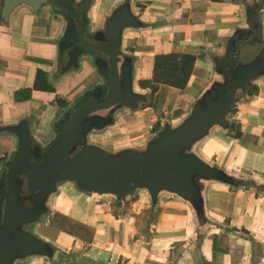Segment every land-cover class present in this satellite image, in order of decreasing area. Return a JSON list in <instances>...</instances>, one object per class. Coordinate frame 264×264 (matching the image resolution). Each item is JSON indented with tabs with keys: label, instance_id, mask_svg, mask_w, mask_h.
<instances>
[{
	"label": "water",
	"instance_id": "1",
	"mask_svg": "<svg viewBox=\"0 0 264 264\" xmlns=\"http://www.w3.org/2000/svg\"><path fill=\"white\" fill-rule=\"evenodd\" d=\"M240 20L204 51L207 69L180 120L168 119L139 142L107 147L98 140L121 123L118 114L144 108L139 87L140 57L125 48L128 33H142L160 21L144 19L133 0H117L92 23L93 0H0V24L18 10L46 13L59 22L55 56L46 81L58 87L90 71L89 81L49 122L18 116L0 123V136L14 148L0 169V264L74 263L73 252L38 232L51 217L64 185L92 199H147L151 219L160 199L170 198L189 214L190 237L220 226L210 209V186L232 190L264 187L253 177L208 160L196 149L214 129L230 130L237 96L264 81V0H233ZM208 139V140H207Z\"/></svg>",
	"mask_w": 264,
	"mask_h": 264
},
{
	"label": "crops",
	"instance_id": "2",
	"mask_svg": "<svg viewBox=\"0 0 264 264\" xmlns=\"http://www.w3.org/2000/svg\"><path fill=\"white\" fill-rule=\"evenodd\" d=\"M116 1L93 0L92 23ZM133 1L144 19L160 21L151 30L125 35V48L140 57L138 80L149 79L153 56L157 54L188 53L196 57L193 70L197 65L206 66L205 49L219 46L225 33L240 20V10L233 0ZM59 25L46 13L22 11L18 15V10L11 15L7 27L0 24V123L23 115L37 120L38 128L46 130L62 109L58 101L68 103L89 81L90 71L85 70L63 88L33 89L36 71L46 74L54 59V36ZM141 71L148 73L144 77ZM255 86L256 92L247 101L235 103L231 119L238 122L242 133L258 131V144L250 145L253 153L248 154L250 165L244 170L248 174L241 172L264 182V81ZM27 89L30 92L22 96ZM178 99L185 100L186 107L182 109L187 110L189 98ZM149 110L146 108L147 115ZM119 129L116 126L108 133L116 134ZM13 148V138L0 136V169ZM245 151L239 147L231 168H238L239 160L240 165L243 163ZM60 191L54 212L94 232L91 242L84 244L61 232L50 237L41 230L47 239L72 250L74 263L63 264H264V187L232 190L211 185L209 209L220 226L211 227L209 233L196 239L190 237L189 214L170 198H161L149 219L143 194L115 202L92 199L71 185H64Z\"/></svg>",
	"mask_w": 264,
	"mask_h": 264
},
{
	"label": "rangeland",
	"instance_id": "3",
	"mask_svg": "<svg viewBox=\"0 0 264 264\" xmlns=\"http://www.w3.org/2000/svg\"><path fill=\"white\" fill-rule=\"evenodd\" d=\"M127 50L129 51V49H127ZM204 72H203V75H204ZM147 73L148 72H146V71H141V76L145 77V75H147ZM202 77L203 76H201V79H200V82L198 83V86L202 82ZM189 80H190V78H189ZM139 81L140 80H138V84H139ZM67 83H69V80L63 82V84H61L60 88H63ZM196 88L189 86V81H188L185 89L177 91V96H176L177 103H175V105L177 104L178 106L181 107V109L185 108L186 107V104H184L185 100L178 99V96H181V98L182 97L190 98L191 92L193 93V91ZM253 88L252 87L248 88V90H253ZM142 90H144V92L148 96L147 97L148 101H147L146 104H144V106H143L144 108H142L141 110H139L137 112H134V113H131L129 111H123V112L119 113L117 116H118L119 122L121 123V125L119 126L120 129L117 131L116 134H114L112 132L108 133V134H103L98 140L100 143L107 144L106 146L109 148L112 145L117 146V145H121V144L123 145V144L132 143V142H139V141L143 140L146 136L151 134L152 132H156L160 128V122L163 121L164 119H168L170 122H172V124H174L175 122L180 120L181 117L186 112V109L185 110L182 109L181 113L175 112L173 110V108H171L170 110L168 109V106H167L168 99H169L171 93L173 92L172 89L170 88L168 90V92L166 93L167 96H166V99H165L164 104H163L162 109H161L162 110L161 112H162L163 116L158 120V118L156 117V115L154 114L152 109H151V111L149 110V112H151V113H149L147 115L145 113V111H146V108H147L146 105L148 104V102L150 100V95H149V91H147V89H142ZM248 90L245 93L239 94L237 96V101L236 102L247 101V99H248L247 97H249V96H246L247 93H248ZM256 90H255V92H256ZM28 91H29L28 89L27 90H23V95H25V94L27 95ZM73 96H71V98ZM60 101H63V100L60 99ZM235 103L233 105V110L235 109L234 108ZM134 120H137V121L133 122ZM231 121H232L231 122L232 125H231V128H230L229 131L224 132V131L219 130V129H214L213 132L211 133L210 139L209 140L207 139L208 141L205 144L197 145L196 149H197V151H198V153L200 155L206 157L208 160H211L212 162H215V163L223 166L224 168L233 169V170H235L236 172H238L241 175H243L244 173L248 174V172H246L244 170H246L245 168L249 167V165H250V162L248 161V159H249L248 154L253 153V151L251 150L252 147L251 146L247 147V146H244V145L243 146L242 145L238 146V140L234 136L237 133L235 128L237 127V129L240 131V125L238 124L237 121H234L232 119H231ZM150 126L152 127L151 130L149 129ZM126 130H128V131H126ZM239 147L244 148V150L246 149V151H245L246 153H245V156H244V161H243V163L241 165H240V160L238 161V163L236 164V167H238V168H231L230 167V165L232 163L231 161H232L233 157H236V154L238 152ZM226 152H228V153L226 154ZM241 171H243L244 173H242ZM54 213H53V215H54ZM51 217H48V218L51 219ZM44 220L41 222L40 227L38 229V232L40 234H41V230L46 226L44 224ZM49 222H50V220H49ZM60 232L66 234V235H68V236H70V237H72L74 239H76L71 233H67V232H63V231H60ZM46 233L48 235H50V237H51L52 233L55 235L58 232H56L54 230L50 231L48 229L46 231ZM53 243L56 246H58L59 248L67 250L66 247L61 246L56 241L55 242L53 241ZM69 251H72V250L69 249Z\"/></svg>",
	"mask_w": 264,
	"mask_h": 264
},
{
	"label": "trees",
	"instance_id": "4",
	"mask_svg": "<svg viewBox=\"0 0 264 264\" xmlns=\"http://www.w3.org/2000/svg\"><path fill=\"white\" fill-rule=\"evenodd\" d=\"M195 62L196 57L188 53L171 52L153 56L150 77L149 79L140 80L139 86L142 89H147V91H149L150 100L146 107L152 109L158 120L163 116L161 109L167 96L166 93L170 88L173 92L168 99V109L170 110L173 108L175 112L181 113V107L177 104L175 105V103H177V91L185 89ZM33 89L53 90V87L47 83L46 75L43 70L36 71ZM256 89V86H254L253 90H248L246 96L253 95ZM29 92L30 90L27 93ZM22 96H24L23 91ZM58 102L59 107L61 108L66 107L68 104L64 101ZM233 112H235V109ZM235 130L237 133L234 137L238 140V146L244 145L249 147L250 145L256 146L258 144V131L247 134L241 133L237 127ZM142 218L146 220V217ZM48 229L50 231L54 230L56 232L63 231L71 233L76 239L83 241L84 244L91 242L94 233L92 228L74 220L73 218L58 214L57 212L54 213L50 222L42 229V231L47 234L46 231Z\"/></svg>",
	"mask_w": 264,
	"mask_h": 264
},
{
	"label": "bare ground",
	"instance_id": "5",
	"mask_svg": "<svg viewBox=\"0 0 264 264\" xmlns=\"http://www.w3.org/2000/svg\"><path fill=\"white\" fill-rule=\"evenodd\" d=\"M207 66L203 65H197V67L194 68L190 80H189V86L191 87H197L198 83L200 82L201 76L203 75V72L206 71Z\"/></svg>",
	"mask_w": 264,
	"mask_h": 264
},
{
	"label": "built area",
	"instance_id": "6",
	"mask_svg": "<svg viewBox=\"0 0 264 264\" xmlns=\"http://www.w3.org/2000/svg\"><path fill=\"white\" fill-rule=\"evenodd\" d=\"M149 129L151 130V129H152V127L150 126V128H149ZM48 219H49V218H47V219H45V220H44V224H45V225L49 223V220H50V219H49V220H48Z\"/></svg>",
	"mask_w": 264,
	"mask_h": 264
}]
</instances>
